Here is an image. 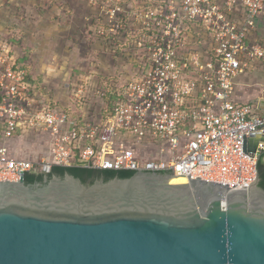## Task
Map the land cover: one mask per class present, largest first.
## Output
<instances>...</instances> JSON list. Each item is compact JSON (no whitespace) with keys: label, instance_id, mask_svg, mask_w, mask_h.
I'll list each match as a JSON object with an SVG mask.
<instances>
[{"label":"built area","instance_id":"1","mask_svg":"<svg viewBox=\"0 0 264 264\" xmlns=\"http://www.w3.org/2000/svg\"><path fill=\"white\" fill-rule=\"evenodd\" d=\"M86 3L94 16L85 20L112 42L113 55L132 57L131 74L114 89L111 110L102 115L103 100L98 115L85 119L79 105L75 116L43 100L0 38V138L33 135L47 145L30 159L0 144V181L82 165L250 187L264 158V110L236 102L234 92L241 74L264 63V41L253 38L264 0Z\"/></svg>","mask_w":264,"mask_h":264},{"label":"water","instance_id":"2","mask_svg":"<svg viewBox=\"0 0 264 264\" xmlns=\"http://www.w3.org/2000/svg\"><path fill=\"white\" fill-rule=\"evenodd\" d=\"M47 175L0 181V264H264L259 172L250 187L142 171Z\"/></svg>","mask_w":264,"mask_h":264},{"label":"rangeland","instance_id":"3","mask_svg":"<svg viewBox=\"0 0 264 264\" xmlns=\"http://www.w3.org/2000/svg\"><path fill=\"white\" fill-rule=\"evenodd\" d=\"M86 1L81 3L80 20L73 10L79 4L73 1L0 0V38H8L15 56L24 57L19 62L29 76L42 81L36 92L43 100L70 108L71 114L79 105L82 116L92 120L101 110L106 87L117 90L125 84L132 57L113 55L112 42L97 36L85 20L94 16ZM254 77L243 75L242 81L254 83L247 88V99L257 102L264 100V68ZM33 137H21L31 150Z\"/></svg>","mask_w":264,"mask_h":264},{"label":"trees","instance_id":"4","mask_svg":"<svg viewBox=\"0 0 264 264\" xmlns=\"http://www.w3.org/2000/svg\"><path fill=\"white\" fill-rule=\"evenodd\" d=\"M90 27V26H89ZM7 41H9L8 38H6ZM10 42V41H9ZM11 43V42H10ZM24 57L19 59L21 61ZM23 62V61H22ZM26 69V67H24ZM27 72V71H26ZM27 80L32 84V86L36 90H40V85L42 81L37 80L33 81L31 77L29 76L27 72ZM105 96L103 98L105 105L102 108V115L104 116L109 110H111L113 104L115 103L117 99V93L114 90V88H110V86L106 87ZM75 116H78V113H75ZM258 170L261 178L260 187L264 189V161L263 158L260 159L258 164ZM66 173H69L77 178H80L83 182H86L87 180H91L94 182V180L103 178L105 181H109L115 177L119 178H129L131 177L135 172H114V171H104V170H96V169H89L85 168L82 165L78 166H72V167H59V166H53L51 173L48 174L49 178H51L54 175L63 177ZM44 174H36L33 172L26 173L25 174V182L26 184H34V183H42Z\"/></svg>","mask_w":264,"mask_h":264},{"label":"crops","instance_id":"5","mask_svg":"<svg viewBox=\"0 0 264 264\" xmlns=\"http://www.w3.org/2000/svg\"><path fill=\"white\" fill-rule=\"evenodd\" d=\"M64 1L65 3H68L67 1H73V4H79V8L77 9H73L75 10V14L77 13L78 15V18L80 20H82V15H83V11L81 9V3H82V0H62ZM69 10H72V8L68 9ZM85 14V13H84ZM77 18V20H78ZM254 39L256 40H260V41H264V16L259 20L258 24H257V27L254 31V36H253ZM264 68V63L263 65L257 69V70H254V71H248V72H245L243 74H241L237 80H236V85H235V92H234V100L238 103H252V104H256L258 105L259 108H261L262 110H264V100H260V101H257V102H253V101H250L248 100L247 98V94H248V91H247V88H249V84L251 83H248L247 81L246 82H243L242 81V76L243 75H248L252 78H255L254 76L258 73V71H260L261 69ZM33 81H37V79H33L31 78ZM252 85L254 83H251ZM250 84V85H251ZM261 138V136L258 134V135H255L253 137H251L249 139V147L250 148H255V146L257 145L259 139ZM34 139V137H33ZM38 138L35 137L34 139V147H35V150H34V147L33 149L31 150L30 147L27 146V148H29L30 151H27V148H26V141L24 139H20L19 138H14L12 140H7L5 142H3V139L0 138V144L2 143H6L7 146H9V148L13 151V155L14 156H23V157H28L30 159H34L36 158V155L39 153L40 150H44L45 147L47 148V145H45V143L41 146L40 142H38ZM28 145V144H27Z\"/></svg>","mask_w":264,"mask_h":264},{"label":"flooded vegetation","instance_id":"6","mask_svg":"<svg viewBox=\"0 0 264 264\" xmlns=\"http://www.w3.org/2000/svg\"><path fill=\"white\" fill-rule=\"evenodd\" d=\"M44 179H45V176H43V181H44ZM43 181H42V182H43Z\"/></svg>","mask_w":264,"mask_h":264}]
</instances>
